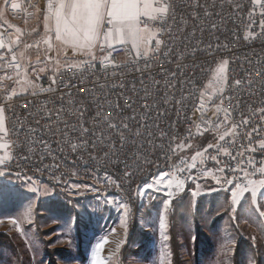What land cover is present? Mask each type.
Segmentation results:
<instances>
[{
  "label": "built area",
  "instance_id": "obj_1",
  "mask_svg": "<svg viewBox=\"0 0 264 264\" xmlns=\"http://www.w3.org/2000/svg\"><path fill=\"white\" fill-rule=\"evenodd\" d=\"M19 2V9L8 11L10 22L18 26L31 20L33 7L42 0ZM49 2L50 0H46L47 4ZM211 2L212 0H209V3ZM215 2L219 5L223 0ZM238 2L246 5L244 12H236L237 16L244 17V24L232 19L231 8L224 5V17L218 24L219 31L209 32L205 29L203 33L197 32V36L205 43L211 41L213 48L207 52H198L194 59L189 54L180 61V64H186L188 67H178L171 56L167 60L162 59L161 53L160 56L150 55L151 64L147 67L140 61L139 67L143 71H138L133 66L134 52L131 47L115 45L113 49L102 52L101 57L110 55L112 63L123 66L116 77H113L111 67L105 74L98 58L95 71L89 72L79 63L71 68L63 66L59 70L38 74L36 86L29 88L24 95L3 99L0 95V107L5 110L3 121L9 130L6 143L10 147L7 152L11 157L8 163L1 167L2 171L17 174L35 185H48L60 193L69 191L88 195L101 191L105 204L110 209L123 210L116 207L117 203L113 198H106V191H120L127 200L128 212L132 211L136 197L140 196L141 188L146 184L144 176H153L154 179L163 175L182 181L183 184L210 180L219 190H225L231 195V191L235 190L234 184L241 182L243 174L226 171L222 176L234 183L218 184L214 177L221 174L217 169L235 168L236 159L226 157L221 152L217 160L213 161L211 156L217 155L215 146L222 144L224 149L235 153L238 150L258 148V142L264 140V114L259 112V109L264 107V81L259 75L264 71V32L259 27L262 17L257 9L254 16L257 23L252 28L255 38L244 40L243 35L247 27L245 13L250 10L251 5L249 0ZM216 11L219 12L220 9L217 8ZM191 29L192 23L189 20L185 30ZM10 43L11 53L8 51ZM217 43L228 44L229 47L216 48ZM0 44L3 45L0 53L3 54L4 61L11 59L13 53L18 59L10 31L0 30ZM188 51L190 53V49ZM222 60L229 61L224 73L227 79L218 83L213 78V71ZM193 63L199 67L193 68ZM4 69L16 73L14 68L5 66ZM172 72L181 74L178 79L172 80L176 87L169 88L168 92L173 94L174 101L179 98L183 88V94L190 101L186 106L174 102L161 106L160 99L165 92V80L162 78H170ZM24 73L23 69L20 74ZM236 79L245 82L251 79L258 83H253L251 87H234ZM153 80L160 82L159 91ZM186 84L194 86L197 90L195 98L183 87ZM49 88L52 90L41 91ZM221 88L223 91L219 90ZM200 92H204L205 100L203 117L200 111H194L200 102ZM149 103H153L154 111L146 115L145 110ZM177 108L182 109L179 114ZM225 109L231 114V119L226 122L227 129L219 123L225 119ZM252 110H255V115ZM100 111H103L104 115L112 114L109 118L114 123H120L121 119L127 121L129 117L142 118L140 124L143 125L147 121L151 129V141L143 127L139 128L142 136L129 134L123 146L120 133L115 129L102 138L101 132L109 133V130L104 127L102 121L97 120V113ZM159 113L163 115L157 119ZM244 119H248L249 123L242 124ZM234 123L239 125L236 134L226 137V141L232 142L219 141V135L225 130L231 132ZM131 124L132 132H135L137 121L132 120ZM81 126L99 131H96L94 136L85 135L78 130ZM253 127L259 129V133L252 134L250 143L247 134L252 132ZM190 128L191 136L188 132ZM161 130L168 133V136L161 137ZM41 139L47 142V147L41 144ZM200 140H205L206 144L196 152H190L188 149L183 152L176 148L180 143H185V148H188ZM170 143L173 150L169 152L167 146ZM73 144L77 145L75 149ZM210 144L213 148L207 147ZM197 152L201 155L197 156ZM249 158L254 161V165H247ZM243 162L249 171L253 166L264 165V150L244 152ZM193 164L194 166L189 168V165ZM203 171H210L213 176L201 175ZM189 173L194 179L188 178ZM259 178L264 177L260 173L247 177L249 180Z\"/></svg>",
  "mask_w": 264,
  "mask_h": 264
},
{
  "label": "rangeland",
  "instance_id": "obj_2",
  "mask_svg": "<svg viewBox=\"0 0 264 264\" xmlns=\"http://www.w3.org/2000/svg\"><path fill=\"white\" fill-rule=\"evenodd\" d=\"M17 50L27 65L22 62L25 73L19 76L6 70L15 82L12 96L24 95L36 86L38 74L59 70L55 61L67 59L61 45L54 44L48 51L40 43L30 48L21 43ZM95 54L101 57L100 51ZM37 61L47 64L43 72L33 71ZM202 144L200 140L181 150L196 152ZM159 178L141 188L128 212L126 231L121 226L123 210L107 207L104 197L60 193L17 174L0 175V264H93L94 248L103 238L107 239L100 252L104 264H177V253L179 264H234V257L236 264H257L255 259L264 264V218L257 211L264 206V189L257 190L256 204L251 192H245L233 213L231 195L210 180L197 182L200 194L193 197L197 183H185L179 189L173 184L164 190L171 178L164 176L163 183L156 186ZM33 187L38 191H29ZM45 191L51 195H41ZM169 191L176 195L169 197ZM106 198L119 203L114 197ZM167 199L173 202L163 230L165 240L159 217Z\"/></svg>",
  "mask_w": 264,
  "mask_h": 264
},
{
  "label": "snow or ice",
  "instance_id": "obj_3",
  "mask_svg": "<svg viewBox=\"0 0 264 264\" xmlns=\"http://www.w3.org/2000/svg\"><path fill=\"white\" fill-rule=\"evenodd\" d=\"M10 2V0H5V5ZM251 5L250 10L246 11L247 16V27L245 28L243 39L249 40L255 38V33L252 31L254 25L257 21L254 19V16L259 9V15L262 17V20L259 24V27L262 32H264V0H249ZM224 5H228L231 8L230 17L234 20L239 21L242 25L244 24V17L237 16L236 12H244L246 5L239 3L238 0H223L222 4H217L215 0H212L209 3V0H50L48 4V14L44 17V27L47 35V40L45 43H48V51L51 50L52 45L49 43L51 40L60 42L65 49V55H67V50L70 49L73 55H83L87 59L79 62H74L71 60H64L63 64L67 68L73 67L74 63H79L84 66L85 69L89 72L96 70V64L98 58L95 54L96 50L99 49L101 52H105L113 49V46L116 44L120 45H131V51L134 52L133 66L137 68L138 71H143L139 67V62L143 61L145 67L151 64V56H160L162 53V59L167 60L168 57H172L175 62H177L178 67L184 68L188 67L186 64H180V61L183 60L189 54L195 58L198 52H207L213 48L211 41L205 43L199 36L197 32L203 33L205 29L209 32L219 31L218 24L223 20L224 17ZM19 5L17 3H11L12 9H17ZM219 8L220 11L217 12L216 9ZM179 17V19H178ZM192 23V29L186 31L188 21ZM171 22V23H170ZM183 25V27H182ZM19 32V29H17ZM236 35L237 39L240 37ZM219 38L217 37V40ZM16 43V42H12ZM39 42L35 44H26L25 47L38 46ZM174 44V46H170ZM183 45V47H181ZM3 45L0 44V48ZM216 48H228V44H219L217 43ZM190 49V53L189 50ZM8 51L12 52L11 43L9 44ZM24 57L21 53L20 59L16 58V55L13 53L11 59L4 61L3 54L0 53V68L8 67L16 69V75L19 76L21 71L24 69L22 63ZM49 61L52 60V57H47ZM172 62V61H168ZM61 62L59 60L55 61V64L59 65ZM99 63L102 66L105 74H107L109 67H111V72L113 77H116L117 72H119L123 66L112 63L110 55L99 58ZM229 61L222 60L219 65L213 71V78L218 83L222 80H226L227 77L224 75L227 69ZM43 65V66H42ZM47 64L43 61H37V64L33 66V71L43 72ZM193 68L199 67L193 63ZM181 73L172 72L170 78H162L165 80L163 85L164 95L160 99L161 106L169 102H174L181 106H186L190 101L188 97L183 94V88L181 89L178 99L172 100L173 94L168 92L169 88H175L176 84L172 83V80L178 79V76ZM260 78L264 81V71L259 73ZM4 77H0L3 79ZM8 79H11L12 76L8 75ZM39 79V76H37ZM143 82V81H141ZM53 83L55 79L53 78ZM159 81L153 80V84L157 86V91H159ZM253 83H258L248 79L246 82L241 79H236L234 82V87H251ZM184 88L187 89L188 94L192 97H196L197 90L194 86L184 85ZM52 89H41V91H51ZM223 91V89H219ZM200 102L195 106L194 111H200L201 116L203 117L205 111V100L204 92L199 93ZM221 102H223V97H220ZM63 107V105H61ZM182 109L177 108V114L180 113ZM4 108L0 107V139H4L8 136V129L3 126V115ZM154 111L153 103H149L148 108L145 110L147 115L149 112ZM253 115H255V110ZM261 114H264V107L259 109ZM59 115V113H57ZM112 114L104 115L103 111L97 113L98 122L102 121L104 127L109 130V133L101 132V137L104 135L110 134L112 129H115L120 133V142L123 146L124 141L127 139L129 134L135 136H142L143 134L139 131L140 127L145 129V133L148 134V139L151 141L152 132L148 125V122L145 121L143 125L140 124V119L137 117H129L127 121L123 119L120 120V123H114L109 117ZM119 116V113L116 114ZM159 113L157 119H159ZM187 119V117H185ZM224 120L220 121V125L224 126L227 129L226 122L231 119V114L224 110ZM137 121V128L135 132H132L131 121ZM38 123V121H37ZM242 124H248L249 120L244 119L241 121ZM239 127L237 124L232 125V130L229 132L225 130L223 134L219 135V141H225L231 143L232 141H226V137L234 136L236 130ZM65 130H67V124L65 125ZM79 131H82L85 135H95L96 131L99 129H89L88 127L81 126ZM35 131V129H33ZM50 131V129H49ZM189 136L192 135L191 128L188 130ZM253 133L258 134L259 129L253 127L252 132L248 133L247 136L252 143L251 136ZM161 137L168 136V133L163 130L160 131ZM187 139V138H186ZM41 144L47 147V142L41 139ZM10 147L8 143H0V151H4V156L0 157V165H6V161H9L11 157L9 156L7 149ZM77 145L73 144L75 149ZM185 143H180L176 145V148L183 149L185 148ZM208 148H213V145H208ZM171 143L167 146V151H172ZM257 150H264V140L258 142V148L252 147L244 149L243 151H236L235 153L228 151L223 148L222 144L215 146L214 151L217 155H212L211 159L213 161L217 160L219 153L223 152V155L236 159V167L225 169L220 167L217 169V172L221 175H216L214 178L217 183L220 184H233V181L227 179L226 176H222L226 171L239 172L242 173L241 182H236L234 184L235 190L231 191V204L233 213L236 212V206L241 201V197L245 192H251V200L253 204L257 203V190L264 189V178L252 179L249 180L247 177L249 175H255V173H260L264 177V165L262 166H253L251 171H249L243 162L244 152H255ZM197 156L201 155L200 152L196 153ZM240 157V159H237ZM193 162L195 161V156L192 158ZM247 165H254V161L249 158L247 160ZM193 165H189V168H192ZM0 175H4L3 171H0ZM201 175L204 176H213V173L210 171H203ZM189 179H194V177L189 173ZM164 176L161 175L160 178L156 181V186L163 183ZM246 181V182H244ZM175 184L176 188L183 187L182 181H176L175 178L170 179L167 184L164 185V190L170 188L171 185ZM152 187V186H150ZM31 192H37L38 189L35 187L29 189ZM200 194L199 184L197 183V190L193 191L191 195L196 197ZM41 195H51V192L45 191ZM169 197H174L175 192L169 191ZM172 199H167L162 206L161 215L159 217V228L161 230V236L167 240V235L164 234V229L166 228V216L169 211L170 206L172 205ZM116 207L118 209H123L124 220L121 222V226H126V218L128 216V206L123 202H119ZM31 206L27 209V214L31 215ZM257 211L259 215L264 218V206L258 207ZM71 227V225L69 226ZM112 233L115 232V229L111 230ZM107 243V239L103 238L101 242H98L93 251V264H104L100 258V252L104 247V244ZM119 248V245H118Z\"/></svg>",
  "mask_w": 264,
  "mask_h": 264
},
{
  "label": "crops",
  "instance_id": "obj_4",
  "mask_svg": "<svg viewBox=\"0 0 264 264\" xmlns=\"http://www.w3.org/2000/svg\"><path fill=\"white\" fill-rule=\"evenodd\" d=\"M11 3H17L20 8V2L19 0H10V2L5 5V0H0V30L2 31H10V36L12 37V42L14 47H16L17 50V44H23L24 46L30 41L31 43L34 41V43L39 42L40 44L44 45L46 49H48V43H45V40H47V35L45 32V27H44V17L48 14V4L46 3V0H42L41 3H38L33 7L32 10V17L31 20L25 24V25H14L13 23L10 22V19L8 17V11L12 10L11 8ZM13 9V10H17ZM17 29H19V32H17ZM17 33V34H16ZM16 34V35H15ZM16 36V37H15ZM35 38V40H33ZM51 43L52 47L53 45H61L60 42L55 41L54 39L49 41ZM120 45V44H116ZM63 46V45H61ZM115 46V45H114ZM130 46V44L126 45ZM100 51L99 49H97ZM101 55L102 52L100 51ZM18 58L20 59V54L17 50ZM87 57L83 55H73L71 50H67V59L74 61V62H79L82 59H85ZM25 65H27L26 59H24ZM64 64L61 63L58 65L59 68H61ZM9 72H7L4 67L0 68V77H4L3 79H0V95L1 98H6L10 97L14 94L15 88H14V78L8 79L7 76ZM42 74V73H41ZM13 80V81H12ZM3 126L5 127V123L3 122ZM0 143H5V138L0 139ZM0 157L4 156V151H0Z\"/></svg>",
  "mask_w": 264,
  "mask_h": 264
},
{
  "label": "bare ground",
  "instance_id": "obj_5",
  "mask_svg": "<svg viewBox=\"0 0 264 264\" xmlns=\"http://www.w3.org/2000/svg\"><path fill=\"white\" fill-rule=\"evenodd\" d=\"M152 180H153V176H144V183H148V182H150ZM86 196H91V197H96V198L104 197L101 194V191H94V192H92V193H90V194H88ZM106 197H114L119 202H123L124 204L127 205V200L125 198V195H124V193H122L120 191H106ZM137 197H136V199H137Z\"/></svg>",
  "mask_w": 264,
  "mask_h": 264
},
{
  "label": "trees",
  "instance_id": "obj_6",
  "mask_svg": "<svg viewBox=\"0 0 264 264\" xmlns=\"http://www.w3.org/2000/svg\"><path fill=\"white\" fill-rule=\"evenodd\" d=\"M202 143H203L202 145L204 146V145L206 144V141H205V140H202ZM236 250H237V249H236ZM238 252H239V251L237 250V253H238ZM174 256H175L176 263L179 264L180 261L178 260V253L175 254ZM255 257L258 258L257 256H255ZM255 260H256V263H257V264H260L258 259H255ZM233 262H234V264H236V258H235V257H234V259H233Z\"/></svg>",
  "mask_w": 264,
  "mask_h": 264
}]
</instances>
